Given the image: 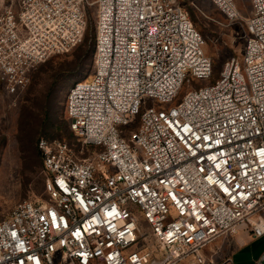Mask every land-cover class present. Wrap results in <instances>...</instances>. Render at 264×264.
I'll use <instances>...</instances> for the list:
<instances>
[{"label":"built area","instance_id":"built-area-1","mask_svg":"<svg viewBox=\"0 0 264 264\" xmlns=\"http://www.w3.org/2000/svg\"><path fill=\"white\" fill-rule=\"evenodd\" d=\"M0 102L83 41L90 0H3ZM232 12V0H212ZM92 74L40 138L45 198L0 218V264H231L204 249L264 235V0L239 56L212 60L180 0H94Z\"/></svg>","mask_w":264,"mask_h":264},{"label":"rangeland","instance_id":"rangeland-1","mask_svg":"<svg viewBox=\"0 0 264 264\" xmlns=\"http://www.w3.org/2000/svg\"><path fill=\"white\" fill-rule=\"evenodd\" d=\"M86 6L87 29L83 40L95 35L96 3ZM194 27L205 40V53L212 60V72L206 80L191 78L180 95L191 87L214 81L223 63L239 56L247 36L246 22L251 13L250 0H232L234 11L225 12L212 0H180ZM6 2L0 0V10ZM83 43V41L81 42ZM80 43V44H81ZM49 57L30 73V81L17 97L3 96L0 102V218L8 215L22 200L39 201L45 198L44 175L36 149L41 135L64 138L77 147L65 120V99L69 87L92 74V63L85 62L80 47ZM58 130L60 133H55ZM252 240L264 241V235ZM232 236L221 237L204 249L217 260L231 257L237 250ZM250 244L247 250L253 249ZM239 253L243 255V251ZM238 253V254H239ZM253 258V257H252ZM231 259V258H230ZM237 262V255L233 256Z\"/></svg>","mask_w":264,"mask_h":264},{"label":"crops","instance_id":"crops-1","mask_svg":"<svg viewBox=\"0 0 264 264\" xmlns=\"http://www.w3.org/2000/svg\"><path fill=\"white\" fill-rule=\"evenodd\" d=\"M232 237L234 244L238 246L234 252V255H237V262L235 264H259L260 259L264 255V241L256 242L252 240L248 232L244 230H240L237 234L232 235ZM250 244H253L254 247L253 249L247 250L246 248ZM244 249H246L245 254L243 251V255H241L239 252ZM233 256L230 257L232 262H234Z\"/></svg>","mask_w":264,"mask_h":264},{"label":"trees","instance_id":"trees-1","mask_svg":"<svg viewBox=\"0 0 264 264\" xmlns=\"http://www.w3.org/2000/svg\"><path fill=\"white\" fill-rule=\"evenodd\" d=\"M95 37H96V35H93L89 42H86L88 39L85 38L83 40V43H81L79 45L80 47H78L79 50L84 55V58L83 59L85 60V62H88L89 65H91L92 58H93L94 51H95ZM92 69H93V63H92ZM65 120L67 122L68 130H69L70 134L76 139V137L74 136L73 132L69 129V122H68V120H67L66 117H65ZM55 133H58L59 134L60 132L58 130H56ZM40 138H45V139H48V140L58 139V140H64V141H66L64 138L59 139V138L53 137V135L52 136H49V135H41V136H39L37 138V140H36V149H37V153H38V156L40 157L41 162H42V158H41V155H40V151H39V149L37 147V142H38V140ZM78 146H79V142H78Z\"/></svg>","mask_w":264,"mask_h":264},{"label":"water","instance_id":"water-1","mask_svg":"<svg viewBox=\"0 0 264 264\" xmlns=\"http://www.w3.org/2000/svg\"><path fill=\"white\" fill-rule=\"evenodd\" d=\"M259 264H264V255H263L262 258L260 259Z\"/></svg>","mask_w":264,"mask_h":264},{"label":"bare ground","instance_id":"bare-ground-1","mask_svg":"<svg viewBox=\"0 0 264 264\" xmlns=\"http://www.w3.org/2000/svg\"><path fill=\"white\" fill-rule=\"evenodd\" d=\"M232 11H234V10H232Z\"/></svg>","mask_w":264,"mask_h":264}]
</instances>
